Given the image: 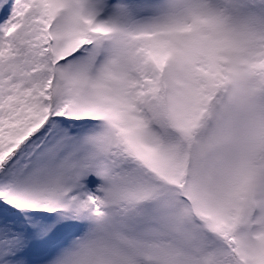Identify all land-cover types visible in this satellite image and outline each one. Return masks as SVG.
Returning a JSON list of instances; mask_svg holds the SVG:
<instances>
[{"label": "snow or ice", "instance_id": "obj_1", "mask_svg": "<svg viewBox=\"0 0 264 264\" xmlns=\"http://www.w3.org/2000/svg\"><path fill=\"white\" fill-rule=\"evenodd\" d=\"M0 264H264V0H0Z\"/></svg>", "mask_w": 264, "mask_h": 264}]
</instances>
